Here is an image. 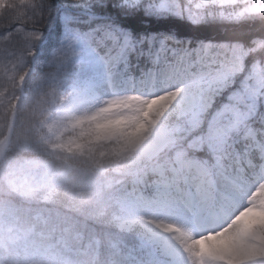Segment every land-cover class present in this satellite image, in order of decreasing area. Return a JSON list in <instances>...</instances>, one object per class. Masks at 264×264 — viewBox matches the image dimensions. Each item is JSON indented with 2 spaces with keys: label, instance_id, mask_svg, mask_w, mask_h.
I'll return each mask as SVG.
<instances>
[{
  "label": "snow or ice",
  "instance_id": "snow-or-ice-1",
  "mask_svg": "<svg viewBox=\"0 0 264 264\" xmlns=\"http://www.w3.org/2000/svg\"><path fill=\"white\" fill-rule=\"evenodd\" d=\"M0 264H264V0H0Z\"/></svg>",
  "mask_w": 264,
  "mask_h": 264
},
{
  "label": "trees",
  "instance_id": "trees-1",
  "mask_svg": "<svg viewBox=\"0 0 264 264\" xmlns=\"http://www.w3.org/2000/svg\"><path fill=\"white\" fill-rule=\"evenodd\" d=\"M180 32L182 35L185 36L199 35L201 38H205V37L212 38L214 36H217V33L213 30H202L200 32H195L191 28L186 26H182L180 28Z\"/></svg>",
  "mask_w": 264,
  "mask_h": 264
}]
</instances>
